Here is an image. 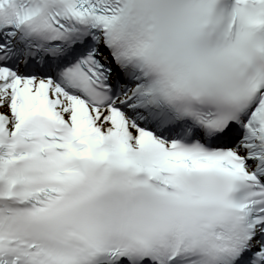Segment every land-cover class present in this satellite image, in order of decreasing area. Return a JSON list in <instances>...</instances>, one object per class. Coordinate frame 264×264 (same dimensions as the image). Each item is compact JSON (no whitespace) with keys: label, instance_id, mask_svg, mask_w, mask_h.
I'll return each mask as SVG.
<instances>
[{"label":"snow or ice","instance_id":"1","mask_svg":"<svg viewBox=\"0 0 264 264\" xmlns=\"http://www.w3.org/2000/svg\"><path fill=\"white\" fill-rule=\"evenodd\" d=\"M0 264H264V0H0Z\"/></svg>","mask_w":264,"mask_h":264}]
</instances>
